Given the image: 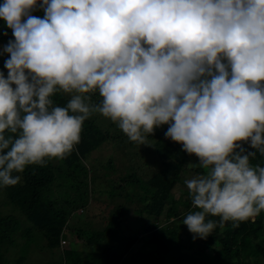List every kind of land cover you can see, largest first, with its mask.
<instances>
[{
  "label": "clouds",
  "instance_id": "obj_1",
  "mask_svg": "<svg viewBox=\"0 0 264 264\" xmlns=\"http://www.w3.org/2000/svg\"><path fill=\"white\" fill-rule=\"evenodd\" d=\"M0 21L14 37L0 72V187L69 156L99 114L139 145L168 125L198 158L182 220L194 239L216 228L209 217L238 226L264 212V166L251 163L264 157V0H3Z\"/></svg>",
  "mask_w": 264,
  "mask_h": 264
},
{
  "label": "trees",
  "instance_id": "obj_2",
  "mask_svg": "<svg viewBox=\"0 0 264 264\" xmlns=\"http://www.w3.org/2000/svg\"><path fill=\"white\" fill-rule=\"evenodd\" d=\"M5 33L0 29V40H14ZM1 57L5 59H0V72L6 78L4 65L9 56L0 51ZM69 99L66 94L54 97L60 106H65ZM94 99L98 102L100 98L97 95ZM101 125L97 117L91 116L84 122L80 143L69 156L47 161L43 166H28L19 174L21 180L16 186L0 187V206L8 210L0 207V264H23L31 241L37 237L46 241L47 248L58 251L55 248L59 247L60 237L69 228L78 232V236H85L89 246L98 248L93 257L95 264H122V261L124 264L132 261L137 264H264V212L238 226L227 222L221 227L218 217H209L217 221V226L196 248L191 238L182 237V220L194 209L190 199L182 203L186 211L180 214L172 191L175 187L188 190L182 180L188 168L197 174L202 169L196 166L198 162L191 163L192 156L183 151L182 145L166 138L168 125L149 135L145 145L131 142L111 121ZM109 144L117 151L115 157L97 158L87 163L92 153ZM244 147L254 151L247 144ZM138 160L143 162V168L153 169L148 178L144 177V172L137 173L138 166L131 163ZM251 163L264 166V157L257 153ZM96 187L107 193L110 202L117 203L103 218L90 208L91 203L88 204ZM123 200L130 203L138 200L144 205L136 210L140 230L131 235L118 233L120 228L126 230L123 224L130 212L129 204ZM78 208L81 209L79 219L90 218V221L84 220L79 225L69 223L70 217L78 216ZM162 214L167 222L158 226ZM146 216H151L152 220L148 221ZM169 217H173L171 222ZM23 222L24 229L21 228ZM141 231L146 234L139 237ZM17 233L26 240L19 255L7 259L6 247L16 245ZM78 236L74 240H78ZM141 241L140 249L131 251ZM62 254L60 264H78L70 259L75 257L74 251L64 249Z\"/></svg>",
  "mask_w": 264,
  "mask_h": 264
},
{
  "label": "rangeland",
  "instance_id": "obj_3",
  "mask_svg": "<svg viewBox=\"0 0 264 264\" xmlns=\"http://www.w3.org/2000/svg\"><path fill=\"white\" fill-rule=\"evenodd\" d=\"M0 3H3V0H0ZM32 14L43 17V10L39 6H37V9H35L32 12ZM0 29L2 31L7 32V35H5L6 37L12 38V36H13L12 31L6 27V25L3 23V21H0ZM9 33H11V34H9ZM1 40H3V41H1ZM1 40H0V51H4V46L7 45L9 40L8 39H1ZM0 59H5V58L1 57ZM92 117H97L98 122L102 125H108L110 122L108 119L102 117L99 114H93ZM160 128L161 127L156 128L154 130V132L155 131L159 132ZM112 145H113V143H112ZM112 145L109 144L108 146H104L102 149H100L98 151L96 150L94 153L91 154V156L89 158L90 161L88 160L87 163L89 164L90 162H93V160L97 159V158H99L100 160H104L107 157H110V158L115 157L117 151H116V149L112 148L113 147ZM135 159H136V157H135ZM190 161L192 164H195L198 162V158H196L195 156H192ZM136 162L139 163V165L135 162H131L135 167L138 166L135 169L136 172L137 173L144 172V177L148 178L151 175V173L153 172V169L147 168V167L143 168L142 167L143 162L140 160H138ZM124 165L127 166V164H124ZM188 166H191V165H188ZM149 172H151V173H149ZM145 173H146V176H145ZM195 175H197V173H195L192 169L188 168L185 171L184 177L182 178V180L185 181L187 179H191ZM117 176L119 177L120 174L118 173ZM109 177H112L110 172H109ZM100 181H102V180H98V182H100ZM96 186H98V185H96ZM172 194H173L174 200L176 199L174 204H175L176 208H178V212L180 214H183L186 211V207L182 203L185 201H190L189 190H186L185 187H183V188L175 187L172 191ZM180 194H182V195L180 196ZM88 199H89L88 204L91 203L90 208L95 209L99 214L98 216H100L102 218L105 217L108 214V212L115 209V207L117 205L116 202L115 203L110 202L111 199L107 195V193L103 192V191L100 192V189L97 187H96V192L93 193L91 196H89ZM122 202H125V201L123 200ZM125 203L129 204V206H130V212L128 213L126 221H124V224H123V226L125 227L126 230H121V228H120L118 233H125L126 235H128V234L131 235L132 233H136V232H138V230H140V227H138V224H137V222H139V221H137L138 213L136 210L138 208H143L144 205L141 204L138 200H134L133 203H130L128 201ZM0 205H2V203H0ZM0 207L4 211H6V212L8 211V210H6V208L4 206H0ZM84 212H85V210L83 211V213ZM76 213L79 216V214L81 213V209L78 208V210H76ZM78 216L70 217L69 223H71V222L77 223L78 222L77 225H79V223H84L85 222L84 220L90 221V218L79 219L80 216L79 217ZM169 218H170L169 221L171 222L173 217H169ZM98 219L99 218H97V220ZM145 219H147L148 221H151L152 217L146 216ZM161 222L163 224L167 222L164 214L159 216V220L157 221V225L158 226L161 225ZM86 223L92 224L93 222H86ZM25 227H26V224L23 222L21 224V228L24 229ZM34 233H35V231H34ZM77 233L78 232L74 231V229H72V228L67 229L66 234H64L63 236L60 237L59 247L55 248V249H58V251L51 250V249L47 248L46 241H44L42 238L37 237V238L33 239L30 243L29 249H28L27 254H26V261L23 264H60L59 262H61V261L63 262V260H62L63 254L62 253H63L64 249L74 251L75 257L71 256V258H70L73 260V262L75 260L76 263L78 261V264H95L93 257H95V253H96L98 248H94V246H89V244L87 243L88 241H86V239H85V236H83V235L78 236ZM145 234H146V232L141 231L139 237L142 235H145ZM181 235H182V237H184V239L191 238L189 240H191L192 243H195L193 245L194 248L198 247L201 244L200 241L202 239L199 237H196L194 239V234H192L189 231V229L187 228L186 225H183V231H182ZM75 236L79 237L78 240H74ZM15 237H16V239H15L16 245L6 247V250L8 251L6 253L7 259H11L15 255L18 256L20 253V248L24 244V241L26 240V237H20L19 233H17L15 235ZM141 244H142V241L139 242L138 244H136L131 251H133V252L138 251V249H140ZM141 250H142V248H141ZM9 262H11V261L9 260ZM7 264H9V263H7ZM122 264H124L123 261H122ZM128 264H137V263L132 261V262H129Z\"/></svg>",
  "mask_w": 264,
  "mask_h": 264
},
{
  "label": "water",
  "instance_id": "obj_4",
  "mask_svg": "<svg viewBox=\"0 0 264 264\" xmlns=\"http://www.w3.org/2000/svg\"><path fill=\"white\" fill-rule=\"evenodd\" d=\"M13 37V36H12Z\"/></svg>",
  "mask_w": 264,
  "mask_h": 264
}]
</instances>
